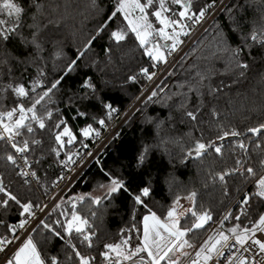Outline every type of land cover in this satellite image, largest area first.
Returning a JSON list of instances; mask_svg holds the SVG:
<instances>
[{
	"label": "trees",
	"instance_id": "trees-1",
	"mask_svg": "<svg viewBox=\"0 0 264 264\" xmlns=\"http://www.w3.org/2000/svg\"><path fill=\"white\" fill-rule=\"evenodd\" d=\"M29 2L25 0L26 4ZM40 2L48 5L44 19L51 13V18L58 20V26L51 29V42L45 40L43 51L38 54L40 59L35 63L29 59L26 66H13L16 77L29 85L39 78L45 86L63 77L61 85L52 95L53 103L46 105L54 113L49 121L50 127L63 118L74 132L79 133L89 123L99 127L91 117L104 118L107 123L110 122L113 117L107 119L99 101L103 100L117 110L123 109L148 82L140 69L148 68L153 73L159 63L153 66L155 62L144 55L135 34L129 32L126 40L120 44L109 38L112 30L126 27L120 14L109 20L115 10V0ZM208 2L192 0L191 10L197 11ZM169 7L173 13L182 10L177 5ZM34 12L35 9L29 11L25 18L27 24L33 23L29 17ZM189 22L193 21L187 20L186 24L189 25ZM102 27L104 30L100 31ZM261 30H264V0H232L156 89L157 95L140 107L116 140L63 199L61 207L52 211L45 222L56 227L54 221L64 220L61 213L70 209V202L76 198L71 196L73 194L86 197L83 203L76 201L82 211L96 207L87 198L92 197V192L102 189L99 187L101 184L109 183L107 173L122 178L125 188L102 199L96 209L99 218L94 223L98 226V239L93 248L79 245L75 237L72 239L86 254L98 255L104 243L119 242L127 236L132 237L131 244L139 242L140 233L134 230L133 225L142 227V215L147 214V210L135 204L134 197L146 186L150 187L151 193L143 199L161 217L177 196L183 197L193 190L198 192L199 204L212 209L213 221L207 230L228 212L240 214L245 193L255 190L252 178L240 173L226 177L225 194V185L211 181L209 173L234 167L236 159L255 161L259 151L255 149V144L264 146V136H252L247 132L249 127L264 122V45L247 39L253 31ZM23 31L27 35L31 29L25 28ZM48 32L49 29H45L42 34ZM93 36L96 39L85 50ZM238 48H243V51L236 57L233 50ZM8 49H14L17 54L25 51L15 39L8 44ZM81 51L84 53L82 56L79 55ZM73 60L77 63L68 72L67 66ZM237 60L249 64L243 77L238 75L241 69L236 67ZM41 68L45 76L38 77ZM131 76L136 79L130 80ZM85 78H91L95 84L96 99L81 103L78 98L84 95L81 83ZM7 79L4 77L3 82L6 83ZM8 103L5 100V104ZM213 109L218 112L215 117L211 115ZM84 110L88 112V117L77 115ZM187 110L197 111V121L185 115ZM222 126L224 130L234 127L244 135L219 141L217 136L221 134ZM36 137L42 143L30 154V159L39 160L34 165L39 182L24 185L12 166L3 160H0V177L22 200L39 205L41 196L49 194L51 184L63 172L65 166L61 161L67 158L66 154L71 155L84 139L81 137V142L66 146L57 157L51 151L55 141L48 131H38ZM196 139L215 141L222 146L223 155H217L213 149H209L201 157L189 156L188 152ZM240 141L248 145V153L237 147ZM143 149H147L146 161L139 165L136 157ZM105 195L98 197L103 198ZM19 212L15 204L8 209L0 208V221H3L0 223V235H5L8 226L18 220ZM250 212V217L241 216L243 224H249L258 212H264V203L253 200ZM235 223L230 217L225 221L224 229ZM206 232L198 230L192 236L193 241L198 245ZM45 236L50 241L43 245L48 256H57L61 264H76L74 257L69 259L72 255L70 247L51 236L42 225L32 237L42 240Z\"/></svg>",
	"mask_w": 264,
	"mask_h": 264
},
{
	"label": "snow or ice",
	"instance_id": "snow-or-ice-1",
	"mask_svg": "<svg viewBox=\"0 0 264 264\" xmlns=\"http://www.w3.org/2000/svg\"><path fill=\"white\" fill-rule=\"evenodd\" d=\"M115 10L111 13L109 20L122 15L126 22L125 28H118L109 33V38L116 44L124 42L130 33L135 34V39L143 49L144 55L150 58L153 66L156 63H166L167 56L162 50L161 45L153 42L154 36H159L166 41H171L170 49L167 55L175 51L182 43L181 36L189 33L185 31L189 25L183 23L184 20H190L194 23H200L207 12L215 5V0L209 2L197 11H192V0H115ZM169 5H177L180 10L173 15ZM35 9L30 19L32 24H27L25 18L29 11ZM48 5L40 0H0V160L6 161L15 170V174L21 178L24 185H29V177L39 182L37 172L33 170V163H39V160L32 161L30 154L41 145V139L36 137V133L48 131L55 141L51 151L59 157L66 146L81 142V137L87 139L90 137H99L100 129L107 127V120L104 118L91 117L95 124L94 127L89 123L74 132L63 118H59L54 125L49 126V121L53 118V111L46 107L53 103L52 95L62 82L63 77L50 82L45 86L41 79L37 78L29 85L26 81H21L16 77L13 66H26L29 59L33 63L40 59L39 53L43 51L46 39L51 42L52 32L58 26V20L51 18V13L47 19H44L45 11ZM138 13V14H137ZM178 15L179 19L174 18ZM155 17L160 27H154L149 17ZM31 31L27 35L24 29ZM45 29H49L47 34ZM171 29V31H169ZM102 27L100 31H103ZM99 33H97L98 35ZM30 37V38H29ZM17 40L25 51L16 53L15 50H9L8 44L12 40ZM96 37L93 36L85 50L91 45ZM248 40L255 44L264 45V30L260 32L253 31ZM150 45V46H149ZM111 51V49H109ZM243 48L233 50V55L238 57ZM84 53H79L82 56ZM77 61H71L67 66V71L71 72ZM236 67L241 69L239 76L243 77L244 70L249 68V64L237 60ZM26 70V67H25ZM140 72L148 79L152 80L155 73H150L148 68H141ZM45 76L43 68L40 69L38 77ZM4 77L7 82L4 83ZM135 80V76L129 77ZM38 89L40 91H38ZM81 89L84 92L83 97L78 98L80 102H92L96 99V86L91 78H85L81 83ZM157 93L153 92L152 96ZM149 97V99L152 98ZM5 100L9 103L6 105ZM103 105L107 119H111L117 109L106 104L103 100L99 101ZM80 117H88L86 110L77 113ZM185 115L192 121H197V111L187 110ZM212 116H217L218 112L213 109ZM252 136H264V122H260L254 127L247 129ZM244 135L234 127L224 130L221 127V134L217 140L223 141L229 137H240ZM84 147H87L85 144ZM239 149L249 152L248 145L244 141L237 144ZM213 149L217 155H223V148L215 141H203L196 139L194 146L189 150L188 155L201 157ZM255 149L259 150L258 158L255 161L236 159L235 166L230 169L221 170L215 173H209V179L213 182H219L225 185V194H227L226 177L237 173L252 178L254 191L245 193L241 200L240 214L233 215L231 212L224 215L218 222L219 227L212 229L213 234H209L201 244L197 245L192 236L198 230H206L210 222L213 221L212 209L204 207L198 202V192L193 190L185 196H177L172 205L167 209L166 214L161 217L155 211L147 206L144 197L151 193L150 187H143L138 195H135L134 202L147 210V214L142 215L141 228H133L140 233L139 242L131 244L132 237L127 236L119 242L104 243L103 250L98 255L86 254L80 247L72 242L75 237L82 245L88 249L95 246L98 239L97 225L94 220L99 218L96 210L106 199L113 194L120 192L125 188L122 178L114 177L107 173L108 184H101L99 187L106 190L105 197H88L90 204L96 207H88L81 210L76 203L79 200L83 203L85 196L73 198L70 202V209L61 213L64 220L57 219L52 224L41 220L40 224L44 229L56 239L66 243L72 255L69 259L75 258L76 264H264V212H258L255 219H250L249 224L241 222V216H251L252 201L264 203V146L261 143L255 144ZM147 149H143L136 157V162L143 165L146 161ZM92 155L90 152H75L71 155L66 154V159L61 161L65 168L71 165H78L79 160L84 156ZM22 161V163H21ZM64 177H61L63 179ZM182 200H187L189 206L182 204ZM15 204L20 209L19 215L24 219L19 220L15 225L8 228L10 236L0 235V252H5L20 237L17 230H26L33 219H35V209L43 211V207L34 204L32 201H24L11 190L10 185H6L3 177H0V208L8 209ZM61 205L57 204L56 208ZM53 209V211L56 210ZM232 218L235 223L232 227L224 229V221ZM190 218V222H189ZM183 221V223H182ZM3 223V221H0ZM62 230V231H61ZM50 242L47 236L42 240L34 239L29 235L22 241L20 246L14 251L5 264H61L57 256H48L43 245ZM191 250V251H189ZM99 258V259H98ZM184 258L183 262L182 259Z\"/></svg>",
	"mask_w": 264,
	"mask_h": 264
},
{
	"label": "built area",
	"instance_id": "built-area-1",
	"mask_svg": "<svg viewBox=\"0 0 264 264\" xmlns=\"http://www.w3.org/2000/svg\"><path fill=\"white\" fill-rule=\"evenodd\" d=\"M232 0H217L215 5L207 12L206 16L200 23L189 22L188 35L183 36L182 43L177 47V49L171 52V55L167 56L166 63H159L154 69L155 76L152 80L148 82L141 88L139 93L129 102V104L123 109L117 110L114 113L113 118L107 123V127L100 129L99 137H90L84 139L83 142L75 148L73 153H87L90 152L92 155L84 156L82 160H79L78 165L69 164L67 168H64L63 172L58 178H56L50 187V192L47 196H41L40 206L43 207V211L35 209L36 216L35 219L31 221L26 230H17V234L20 239L15 241L5 252H0V264H5L6 260L11 257L14 251L20 246L22 241L26 239L29 235L33 236L35 231L41 225L40 221H45L50 215L57 204H60L63 199L69 194L71 189L76 185L84 173L91 167V165L99 158V156L104 152V150L110 146L119 135L122 128L132 119V117L138 112L140 107L152 96V93L165 81L168 76L171 75L175 66L187 53V51L192 47V45L197 41V39L212 25L219 14L228 6ZM156 42L160 39L156 36ZM87 147H84V145ZM34 161V160H32ZM22 163V161H21ZM33 163L32 168L34 170ZM61 177H64L61 179ZM31 183L36 184V180L29 177ZM24 219V217L19 216L16 222L11 223L15 225L19 220ZM223 219V218H222ZM220 219V220H222ZM214 222L207 235L203 240L209 235L213 234L212 229L219 227L218 222ZM225 225V221H224ZM223 225V227H224ZM8 226V228H9ZM10 236L8 232L5 234ZM200 242V244L203 242ZM199 245V244H198ZM222 264V262H221Z\"/></svg>",
	"mask_w": 264,
	"mask_h": 264
},
{
	"label": "rangeland",
	"instance_id": "rangeland-1",
	"mask_svg": "<svg viewBox=\"0 0 264 264\" xmlns=\"http://www.w3.org/2000/svg\"><path fill=\"white\" fill-rule=\"evenodd\" d=\"M138 14V13H137ZM174 13L172 12V13H166V15H173ZM174 18H176V19H179V17H178V15H175L174 16ZM149 19H150V21L153 23V25H154V27H160V25L158 24V22L155 20V17H152V16H150L149 17ZM183 23H187V20H184L183 21ZM169 31H171V29H169ZM185 31H187L188 32V29L186 28L185 29ZM159 37V36H158ZM182 38H183V36H181L180 37V40H182ZM155 39H156V36H154V38H153V42L154 43H158L159 45H161V47H162V50L165 52V54H166V56H168L167 55V53H168V51H169V49H170V46H171V41H166V40H164L163 38H161V37H159V39H160V41L159 42H156L155 41ZM150 46V45H149ZM162 63V62H161ZM104 194H106V190L105 189H100V190H98V191H94V192H92L91 193V196L92 197H98V196H103ZM72 197H79V196H81L80 194H73V195H71ZM182 202V204H184L186 207L187 206H189V202L187 201V200H182L181 201ZM229 213V212H228ZM211 227V226H210ZM209 230H210V228L207 230V232H206V234L204 235V237L207 235V233L209 232ZM203 237V238H204ZM203 240V239H202ZM201 240V241H202ZM200 241V242H201ZM200 244V243H199ZM182 259V262H183V260H184V258H181Z\"/></svg>",
	"mask_w": 264,
	"mask_h": 264
}]
</instances>
